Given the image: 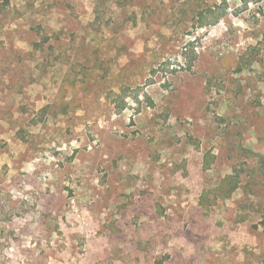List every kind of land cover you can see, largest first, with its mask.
<instances>
[{
  "label": "rangeland",
  "instance_id": "rangeland-1",
  "mask_svg": "<svg viewBox=\"0 0 264 264\" xmlns=\"http://www.w3.org/2000/svg\"><path fill=\"white\" fill-rule=\"evenodd\" d=\"M0 264H264V0H0Z\"/></svg>",
  "mask_w": 264,
  "mask_h": 264
},
{
  "label": "trees",
  "instance_id": "trees-1",
  "mask_svg": "<svg viewBox=\"0 0 264 264\" xmlns=\"http://www.w3.org/2000/svg\"><path fill=\"white\" fill-rule=\"evenodd\" d=\"M223 2H227V0H222ZM192 66H193V61L191 60L189 63H188V65H187V69H191L192 68Z\"/></svg>",
  "mask_w": 264,
  "mask_h": 264
}]
</instances>
